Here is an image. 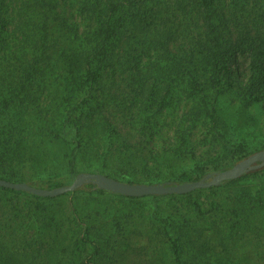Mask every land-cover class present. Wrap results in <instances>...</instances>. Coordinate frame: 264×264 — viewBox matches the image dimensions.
Returning a JSON list of instances; mask_svg holds the SVG:
<instances>
[{
    "label": "rangeland",
    "instance_id": "1",
    "mask_svg": "<svg viewBox=\"0 0 264 264\" xmlns=\"http://www.w3.org/2000/svg\"><path fill=\"white\" fill-rule=\"evenodd\" d=\"M81 1L59 0L58 11L73 21L83 36L94 16L87 18ZM173 1H164L168 13H172ZM253 4L254 0H225L229 10L235 9L236 14L246 17L240 22L232 20L231 29L236 33L249 20L252 38L251 45L236 52L228 82L222 75L218 80L202 77L201 82L203 78L207 82L197 90L189 77L177 70L174 60L154 49L145 57V64L130 68L121 63L115 69L103 71L95 93L103 90L109 98L118 96L126 100L130 107L116 111L125 113V121H116L112 116L110 119L120 132L129 134L131 141L137 142L141 136L142 102L157 105L168 99L157 115L161 123L156 124L154 135L139 143L145 150L136 151L138 161L131 169L137 178L144 181L154 177L162 181L190 173L200 161L212 165L220 158L219 152L226 143L230 146L237 141L250 142L251 150L264 144V64L260 70L262 84L255 91L245 88L253 70L252 47L264 39V0ZM201 8L196 0H184L182 11L174 10L170 17L177 29L170 48L178 56L184 50L193 51L192 64L203 61L206 55L198 46L197 50H191L195 37L200 40L206 37ZM56 37L54 33L51 41L57 39L58 43ZM50 60L53 59H48L49 65ZM43 70L45 86L51 89V94L38 93L39 100L43 103L50 100L55 111H66L68 100L62 96L76 92L82 73L70 71L64 64ZM167 90V96L163 97ZM11 105L20 112L26 104L16 98ZM196 107L200 113L195 112ZM179 124L185 129L188 144L180 154H174L166 148L179 142L178 129H182ZM48 146L62 160L57 169H52V163L38 160L36 152L44 149L34 147L25 150L22 161L14 163L16 175L44 186L51 177L66 180L69 165L65 164L68 160L65 141L53 138ZM98 164L111 165L112 160L86 148L78 155L74 167L90 171L94 169L90 166ZM49 168L52 170L47 171ZM28 192L0 188V264H170L171 247L164 241L162 216L167 218L172 232L178 228L182 237L187 238L188 246L207 243L215 264H264V203L258 202L260 197L264 200L261 174L160 200L130 201L109 192L90 195L79 190L39 198ZM238 214L242 221L235 222Z\"/></svg>",
    "mask_w": 264,
    "mask_h": 264
},
{
    "label": "trees",
    "instance_id": "2",
    "mask_svg": "<svg viewBox=\"0 0 264 264\" xmlns=\"http://www.w3.org/2000/svg\"><path fill=\"white\" fill-rule=\"evenodd\" d=\"M164 1L167 2V0H82L83 12L87 18L93 15L94 20L89 21L88 18V28L81 36L76 24L58 11L59 0H14L13 3L12 0H0V94L5 90L0 98V177L27 181L16 175L14 163L22 161L25 150L34 147L44 149L36 150L38 160L52 163V169H57L56 166H59L62 160L49 146L46 148V144L53 138L64 140L66 143L68 160L65 164L69 165V176L64 181L51 177L46 186L34 185L53 187L70 183L76 173L81 171L75 169L74 163L80 152L85 151L86 148L112 160L111 165H92L90 168L94 169H89L90 171L103 172L130 182L170 183L201 178L208 172L230 167L248 154L264 148L263 144L260 147L254 146L251 150L249 148L252 144L246 141H237L230 146L226 143L223 151L219 152L220 158L212 162V165L200 161L190 173H182L162 181L154 177H147L142 181L133 174L131 169L138 161L136 151L145 150V146H140L139 143L143 138L154 135L156 124L161 123L157 115L161 105L168 99L157 105L142 102L141 110L144 115L141 116V120L138 119L141 122V136L137 142L131 141L129 134L120 132L116 128V123L110 119L112 116L116 121L118 119L125 121L123 118L125 113L116 111L130 107L126 105V100L118 96L109 98L102 92L103 90L95 93L103 71L115 69L121 63H127L130 68L137 67L140 63L145 64V57L149 56L150 49H154L174 60L178 65L177 70L189 77V81L197 86V90H201L202 87L198 88V86L207 82L205 78L201 82L202 77L218 80L219 75H222L228 82L231 79L230 64L235 59L236 52L251 45L252 42L250 29L247 26L249 20L245 25L240 26L236 33L231 29L232 20L240 22L242 21L240 19L246 17L236 14L235 9L229 10L225 0H196L202 6L201 17L206 37L202 40L195 37L191 50H197L196 46H198L199 51L206 52V55L203 61L192 64L193 51L187 53L184 50L185 53L183 51L181 56H178L170 48L171 38L177 31L170 17L174 14V10L182 11L184 0L173 1L172 13L167 12ZM256 3L257 0H254L253 5ZM54 33H57L59 44L57 39L51 41ZM137 43H140V46ZM251 52L253 70L245 88L255 91L257 85L262 84L260 70L264 64V39L255 44ZM48 59H53L50 60V65ZM57 64H64L70 71L81 72L83 75L76 92L62 96L68 100L69 106L66 111H55L53 105L49 104L50 100L44 103L39 100V94H43L44 91L51 94V89L45 86L47 79L43 69L54 68ZM167 94L168 90L163 97ZM16 98L26 104L25 109L20 112H16L11 105ZM29 105L30 109H28ZM147 109L152 110L149 112ZM199 111L196 107L195 112L200 113ZM177 126L182 128L178 129L179 142L172 148H166L174 154H180L185 149V144H188L183 125ZM148 151L151 152V149ZM39 155L42 159H39ZM158 157L159 154L156 155V158ZM168 157L169 154H166V158ZM33 162L36 164L35 160ZM52 169L49 168L47 171ZM260 174L264 175V166L245 172L236 178L222 180L219 184L207 188L232 184L242 178ZM0 188L28 192L5 186ZM78 190L90 195L109 192L130 201L160 200L171 195L189 194L192 191L127 195L100 188L94 183H85L69 191ZM28 193L39 198H54L62 194L42 196L30 191ZM258 202L264 203V200L260 197ZM162 219H164V241H168L171 247L170 264H215L210 255L211 251L206 248L207 243L188 246L187 238L182 237L179 229L172 232V226L170 230L167 218L162 216ZM247 220H250L249 215ZM239 221H242L241 216L235 220V222Z\"/></svg>",
    "mask_w": 264,
    "mask_h": 264
},
{
    "label": "water",
    "instance_id": "3",
    "mask_svg": "<svg viewBox=\"0 0 264 264\" xmlns=\"http://www.w3.org/2000/svg\"><path fill=\"white\" fill-rule=\"evenodd\" d=\"M264 166V148L256 150L236 161L225 169L208 172L201 178L182 182H130L98 171H79L70 183L53 187L31 184L24 180H10L0 177V186L22 189L42 196L59 195L65 191L75 190L85 183H94L100 188L127 195L185 193L199 187L217 185L222 180L236 178L241 174Z\"/></svg>",
    "mask_w": 264,
    "mask_h": 264
}]
</instances>
